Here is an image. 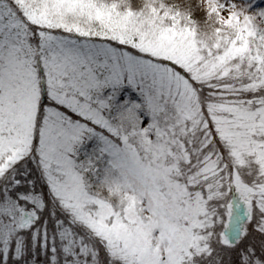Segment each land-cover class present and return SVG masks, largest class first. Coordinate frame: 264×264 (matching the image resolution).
Returning a JSON list of instances; mask_svg holds the SVG:
<instances>
[{
	"label": "snow or ice",
	"instance_id": "snow-or-ice-1",
	"mask_svg": "<svg viewBox=\"0 0 264 264\" xmlns=\"http://www.w3.org/2000/svg\"><path fill=\"white\" fill-rule=\"evenodd\" d=\"M0 264H264V0H0Z\"/></svg>",
	"mask_w": 264,
	"mask_h": 264
}]
</instances>
